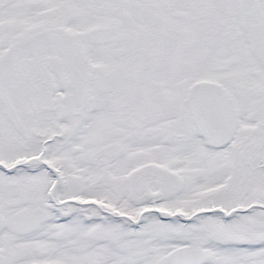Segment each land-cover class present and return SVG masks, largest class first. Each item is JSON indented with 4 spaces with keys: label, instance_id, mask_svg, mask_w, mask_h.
Returning <instances> with one entry per match:
<instances>
[{
    "label": "snow or ice",
    "instance_id": "1",
    "mask_svg": "<svg viewBox=\"0 0 264 264\" xmlns=\"http://www.w3.org/2000/svg\"><path fill=\"white\" fill-rule=\"evenodd\" d=\"M0 264H264V0H0Z\"/></svg>",
    "mask_w": 264,
    "mask_h": 264
}]
</instances>
